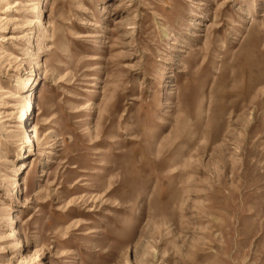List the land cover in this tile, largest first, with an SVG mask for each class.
<instances>
[{
  "label": "rangeland",
  "instance_id": "1",
  "mask_svg": "<svg viewBox=\"0 0 264 264\" xmlns=\"http://www.w3.org/2000/svg\"><path fill=\"white\" fill-rule=\"evenodd\" d=\"M28 2L0 0V264H264V0Z\"/></svg>",
  "mask_w": 264,
  "mask_h": 264
},
{
  "label": "bare ground",
  "instance_id": "2",
  "mask_svg": "<svg viewBox=\"0 0 264 264\" xmlns=\"http://www.w3.org/2000/svg\"><path fill=\"white\" fill-rule=\"evenodd\" d=\"M35 1L36 0H30V2H28V4H27V7H35L36 6V3H35ZM17 5H18V3H16V5H15V7H13V8H16L17 7ZM44 10V9H43ZM43 10H42V12H43ZM25 19H28V17L26 16L25 17ZM30 25V21H28L27 20V26H29ZM1 39V38H0ZM2 40V39H1ZM0 40V41H1ZM9 40H13L12 38L11 39H9ZM8 41V40H7ZM0 51H2L1 50V47H0ZM3 52V51H2ZM3 54V53H2ZM1 55V54H0ZM19 88L21 89V90H23L24 92L23 93H25V91H27V90H29V89H31V86H30V84L29 83H24V84H22V85H19ZM4 93V92H3ZM34 99H35V96H34V98L32 97L30 100H28L27 101V107H26V111H25V116L24 117H22L21 118V123H23L24 124V122L26 123V121L27 120H29L28 119V117L30 116V114H31V109H32V107H33V103H34ZM30 135H29V138L27 139L28 140V143H34V141H38V139H39V136H40V134H39V132H38V128L37 127H33L32 129H31V131H30V133H29ZM0 149H1V146H0ZM23 164V163H22ZM23 168H25V170H27L28 169V166L26 167V164H23ZM22 168V169H23ZM8 210V209H7ZM10 211V210H9ZM8 212V211H7ZM19 234V232L18 231H16L15 232V235H18ZM18 248H21L22 247V245H23V243L21 242V241H19L18 243ZM16 248V247H15ZM21 264H32V258H30L29 257V255H25L24 257H23V260L21 261Z\"/></svg>",
  "mask_w": 264,
  "mask_h": 264
}]
</instances>
